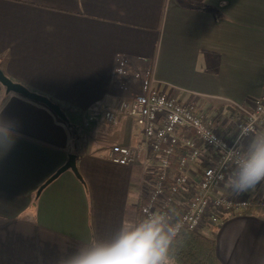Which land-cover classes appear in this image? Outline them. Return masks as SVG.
Wrapping results in <instances>:
<instances>
[{
    "label": "crops",
    "instance_id": "1",
    "mask_svg": "<svg viewBox=\"0 0 264 264\" xmlns=\"http://www.w3.org/2000/svg\"><path fill=\"white\" fill-rule=\"evenodd\" d=\"M0 68L72 124L12 93L0 111V264H56L135 221L159 163L136 151L128 165L109 160L116 145L136 148L141 128L127 115L108 123L106 107L152 85L236 134L230 110L218 109L263 93L264 0H0ZM70 154L81 179L68 170L47 184ZM213 157L202 148L194 180ZM221 193L237 195L228 185ZM202 232L222 264H264V208L207 219Z\"/></svg>",
    "mask_w": 264,
    "mask_h": 264
},
{
    "label": "built area",
    "instance_id": "2",
    "mask_svg": "<svg viewBox=\"0 0 264 264\" xmlns=\"http://www.w3.org/2000/svg\"><path fill=\"white\" fill-rule=\"evenodd\" d=\"M237 107L242 118L236 123L235 135L211 127L202 119L200 112L154 90L152 85L145 94L131 100H122L116 109L109 107L104 109V118L108 123L114 124L122 115H127L141 128V143L136 148L114 146L109 156L111 162L121 166L128 165L132 161L134 151L145 155L155 153L158 156V165L163 174L158 180L153 178L152 171L147 174L146 186L142 193L149 196V201L142 208L144 217L162 214L173 223H181V230L187 228L193 232H202L207 219L217 224L220 222L219 214L228 216L234 211L238 212L252 205L253 199L249 196L222 194L226 184L220 183L217 177L232 167L228 149L234 147V141L243 129L251 133L264 132V90L256 104L251 106L240 104ZM184 129L192 131L194 135L187 136ZM206 132L223 140L228 149L222 151L214 148L205 138ZM178 144L184 146L187 153L180 159V174L175 177L170 191L175 194L188 189L194 183L197 189L194 196L181 205L175 221L169 216L172 213V199L165 195L169 188L165 186L164 179L169 156ZM203 147L212 150L215 156L209 165L202 168L198 181H195L193 169L201 157ZM263 189L264 185H258L252 191L259 193ZM257 206L264 208V198H260ZM214 211L218 214H213Z\"/></svg>",
    "mask_w": 264,
    "mask_h": 264
},
{
    "label": "clouds",
    "instance_id": "3",
    "mask_svg": "<svg viewBox=\"0 0 264 264\" xmlns=\"http://www.w3.org/2000/svg\"><path fill=\"white\" fill-rule=\"evenodd\" d=\"M205 138L214 148L228 149L223 140L210 132ZM232 167L218 175L237 195L264 185V132L243 129L228 149ZM182 224L162 214H150L139 221L121 224L110 241H94L61 256L56 264H172L170 250Z\"/></svg>",
    "mask_w": 264,
    "mask_h": 264
},
{
    "label": "trees",
    "instance_id": "4",
    "mask_svg": "<svg viewBox=\"0 0 264 264\" xmlns=\"http://www.w3.org/2000/svg\"><path fill=\"white\" fill-rule=\"evenodd\" d=\"M9 98H10V94L1 93L0 111L3 109ZM243 105H245V103H243ZM223 109H229L231 115L234 117V119H236V121H239L242 118V115L239 112L237 106L221 107L218 110H223ZM202 119L204 121H207V118L204 116H202ZM57 120L60 123H63L59 118H57ZM71 130L72 127L69 128V132ZM184 132L189 137H192L194 135L193 132L188 129H184ZM209 152L213 153L215 156V153L212 150H209ZM186 153H187V149L181 144H178L175 147L174 152L169 156L168 167L165 169L164 184L165 186H167V188H169L168 191H165V195L171 197L172 199L171 202L172 213L169 216L175 221L177 220V212L180 209L181 205L187 203L194 196L197 189V185L196 183H194L188 189L181 190L178 193L172 194L170 191L171 187L174 184L175 177L179 176L180 174V159L184 155H186ZM150 155H156V154L151 153ZM150 171L153 172L154 174L153 178L155 180L160 179V176L163 174V170L159 165L152 167ZM195 181L198 180L195 179ZM255 195L256 196L253 198L252 205L238 212L247 215L258 213V210L261 208L256 205L260 200V198L258 196V193H256ZM148 201H149V196L145 193H142L138 200L135 221H139L142 218H144L142 208L147 204ZM238 212L234 211L228 216L221 215L220 221L221 219L225 221L227 220V218L234 216ZM213 214H218V213L214 211ZM216 249H217V242L215 238L208 236L203 232H193L188 230L187 228H184L181 230L179 236L177 237L176 241L172 246V249L170 250V259L172 261V264H222L217 257Z\"/></svg>",
    "mask_w": 264,
    "mask_h": 264
},
{
    "label": "water",
    "instance_id": "5",
    "mask_svg": "<svg viewBox=\"0 0 264 264\" xmlns=\"http://www.w3.org/2000/svg\"><path fill=\"white\" fill-rule=\"evenodd\" d=\"M0 84L3 86V88H5L7 94L10 93L17 94L24 97L27 100H31L33 102L43 104L44 106L49 108L57 116V118H59L68 128L72 127V124L68 116L57 103L49 100L48 98H46L41 94L30 91L28 88H26L24 85L20 83L14 82L5 75V73L1 68H0ZM68 170L73 171L74 174L79 179H81L80 173L77 168V156L75 154L69 155L66 164L57 171V173L47 182V184L53 181L54 179L58 178L61 174H63ZM40 191L38 192V194L40 193Z\"/></svg>",
    "mask_w": 264,
    "mask_h": 264
},
{
    "label": "rangeland",
    "instance_id": "6",
    "mask_svg": "<svg viewBox=\"0 0 264 264\" xmlns=\"http://www.w3.org/2000/svg\"><path fill=\"white\" fill-rule=\"evenodd\" d=\"M236 123H237V122H236ZM216 128H217V127H216ZM73 130H75V129L73 128ZM199 162H200V160H199ZM198 166H199V164L196 163V164L194 165V168H197ZM221 215H223V214H219V216H221ZM225 216H226V215H225ZM220 218H221V217H220Z\"/></svg>",
    "mask_w": 264,
    "mask_h": 264
}]
</instances>
